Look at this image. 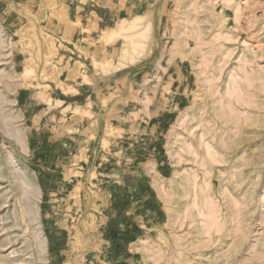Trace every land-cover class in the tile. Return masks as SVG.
<instances>
[{
	"label": "rangeland",
	"instance_id": "obj_1",
	"mask_svg": "<svg viewBox=\"0 0 264 264\" xmlns=\"http://www.w3.org/2000/svg\"><path fill=\"white\" fill-rule=\"evenodd\" d=\"M0 264H264V0H0Z\"/></svg>",
	"mask_w": 264,
	"mask_h": 264
},
{
	"label": "bare ground",
	"instance_id": "obj_2",
	"mask_svg": "<svg viewBox=\"0 0 264 264\" xmlns=\"http://www.w3.org/2000/svg\"><path fill=\"white\" fill-rule=\"evenodd\" d=\"M133 9L134 8H128L126 10L124 9L123 10L124 13H121L122 16L119 17V15H118L119 18L117 17L118 18L117 22L120 23V26H119L120 28L118 27V29H120V30L116 29V30H118L117 32H115L114 29H113L114 31L111 30L112 33L110 30L108 32L107 29L102 30L98 24L92 25V27H90V28H89V26H91V25H88V24L82 25V26H80V28H78V30H77L78 34L84 36V37H82V39L85 41L86 44L83 45L82 40H76V39H73V42L76 46H78L82 50V52L84 51L85 53H90L91 60H92L91 65L96 66V68H97L96 71H100V70H98L99 68L109 69L108 67L109 66L111 67L112 60L114 59L116 54L119 53V50H117L116 47H114L113 52H111V50L109 49L110 46L109 47L105 46L107 42H111L113 40V42L116 44V42H118V40H120L123 43L124 50L128 49L127 47H129V50L135 52L137 50H140V47L144 45V41L146 39H148L149 30L148 31L145 30L144 33H143V31L142 32L138 31V29H140V28L142 29V27L145 23V16L144 15L143 16L133 15L134 14ZM67 21H68V25H69L67 28H68L70 34L74 35V33H76L74 21L72 19H69ZM116 24H118V23H116ZM147 28L149 29V27H147ZM136 32H139L140 35L137 34ZM110 44L115 46V44H113L112 42L109 43V45ZM52 47H53V45L51 46V44L49 43L48 49L50 51H51V49H56V48H52ZM55 51H51L49 53H52V54L48 53L47 55L51 56V55H53V52L55 53ZM135 61H137V58L131 59L129 61L123 60L120 62V64L117 67L119 68V66H120L121 69H123V68L128 66L127 65L128 63H133V62L135 63ZM107 63H108V65H106ZM52 66H53V64H51V61L45 60L44 68H45V71L47 73V76H49L47 69L53 68ZM70 66H71L70 71L67 74H65V78L69 79L68 81L64 82L63 79L60 78V77H62V73H61L62 69L61 70L59 69L58 71H56L55 74H53L54 75L53 79L60 86V88L64 92V94L65 93L68 94V92H69V83H68L69 81H71L72 83H79L80 77H85V74H83V71H82L83 68H81L80 63L77 62L76 64L70 65ZM117 67H115V68H117ZM29 68H30L29 66L26 67V72L29 71ZM106 69L104 71H106ZM115 70H117V69H115ZM118 71H122V70L118 69ZM28 73H30V72H28ZM86 75H88V74L86 73ZM49 102L50 101L48 100V103Z\"/></svg>",
	"mask_w": 264,
	"mask_h": 264
}]
</instances>
